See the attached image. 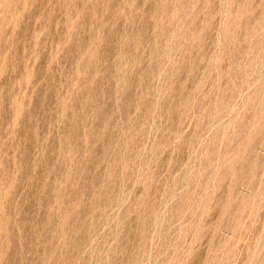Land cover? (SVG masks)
Instances as JSON below:
<instances>
[{"label": "rangeland", "instance_id": "rangeland-1", "mask_svg": "<svg viewBox=\"0 0 264 264\" xmlns=\"http://www.w3.org/2000/svg\"><path fill=\"white\" fill-rule=\"evenodd\" d=\"M0 264H264V0H0Z\"/></svg>", "mask_w": 264, "mask_h": 264}]
</instances>
